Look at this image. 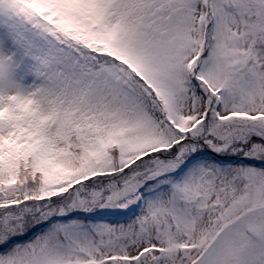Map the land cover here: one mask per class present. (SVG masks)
<instances>
[{"label":"snow or ice","instance_id":"6c2138e0","mask_svg":"<svg viewBox=\"0 0 264 264\" xmlns=\"http://www.w3.org/2000/svg\"><path fill=\"white\" fill-rule=\"evenodd\" d=\"M0 264H264V0H0Z\"/></svg>","mask_w":264,"mask_h":264}]
</instances>
